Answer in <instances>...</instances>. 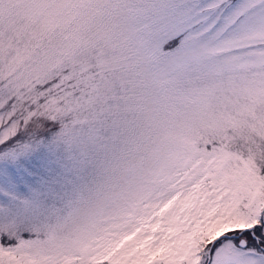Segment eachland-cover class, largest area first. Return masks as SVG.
I'll use <instances>...</instances> for the list:
<instances>
[{
  "label": "snow or ice",
  "instance_id": "snow-or-ice-1",
  "mask_svg": "<svg viewBox=\"0 0 264 264\" xmlns=\"http://www.w3.org/2000/svg\"><path fill=\"white\" fill-rule=\"evenodd\" d=\"M0 264H264V0H0Z\"/></svg>",
  "mask_w": 264,
  "mask_h": 264
}]
</instances>
